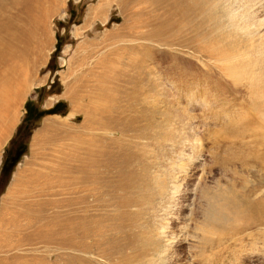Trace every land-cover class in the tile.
I'll list each match as a JSON object with an SVG mask.
<instances>
[{"label":"rangeland","instance_id":"1","mask_svg":"<svg viewBox=\"0 0 264 264\" xmlns=\"http://www.w3.org/2000/svg\"><path fill=\"white\" fill-rule=\"evenodd\" d=\"M59 2L61 6L47 19L40 36V40L46 41L44 58L35 65L27 91L14 117L15 122L0 146V177L5 161L16 153V143L20 140L17 128L25 117L27 101L38 103L42 109H49L60 102L58 108L66 114L55 116L53 120L63 122L76 132L69 137L56 134V129L49 130L45 133L48 139L45 137L44 142L32 146L35 133L42 131L44 134L45 120L52 117L45 115L38 121H32L31 126H36L29 137H25L26 130L21 133L26 148L12 167L7 185L0 193V207L5 195L14 190L15 198L25 191L31 197L29 200L33 199L37 203L53 201V206L49 205L47 209L62 211L65 207L59 204V200L74 196L71 193L72 187L62 183L68 178L66 173L60 172L63 163H69L73 155L78 156L75 151H79V147H94L99 158L100 151L107 155L112 146L116 149L121 143H125L124 146L129 143L133 153L142 154V150L146 151H143L146 158L142 162L154 161L159 164V177L174 176L177 172L178 177L175 179L181 180L178 182L179 192L175 191V196L158 206L156 212L150 210L149 205L144 203L147 202L146 198L140 195L142 199L138 205L132 204L121 209L129 213L132 221L130 227H122H133V232L145 233L152 229L155 222L168 224L166 251L162 259L152 264H264V237L261 240L256 238L259 242L252 238H244L241 242H226L212 250L200 252L194 248L190 233L187 235V231L191 232L193 225L202 221L210 211L209 198H205L207 192H204V188L213 186L210 188L219 189L220 185L226 184L239 188L244 179H247L248 187H255L259 185L260 178L264 177V148L258 151L260 157L242 166L233 158L234 154H242L239 149L240 140L232 139L236 134L235 127L241 133L246 130L245 134H248V129H251V133L252 129L257 132L260 127L258 110L264 104V0H200L197 5L202 7V12L194 17L192 15L191 22L178 13L174 15L172 33L162 35L169 39L163 42L165 44H162L160 37L157 40V37L149 36L146 39L143 36L153 32L156 18L163 19L168 12L178 11L173 5L157 6L152 0L139 3L129 1L124 6L121 0ZM96 6H100V9L92 11ZM199 42L205 44L200 43L203 46L199 47ZM210 44L213 48L218 47L214 56L202 48H211L208 47ZM113 50L116 53L111 54ZM106 57L111 59L115 69L122 71L120 76L114 78V88L106 85L113 78L102 77L100 74V69L105 68L102 64ZM97 77L103 83L105 81L103 93L93 92ZM72 87H76V92H82L78 98L82 108L88 105L89 97L84 95L86 92L95 98L92 101L96 98L108 99L105 100L106 107L101 105L104 111L85 109L90 117L98 118L104 125L100 123L99 128L89 132L82 130L84 114L73 112L72 101L68 98H71L68 91ZM119 88L125 92H119ZM263 104L261 107L264 108ZM112 114L115 119L111 124L109 120ZM253 123L258 126L256 129L249 126H255ZM121 127L125 129L123 138L117 132ZM141 128L147 133L143 131L138 135L137 131ZM112 131L119 139L110 146L108 139ZM152 133L155 135L150 138ZM256 137L247 136L245 140L251 142ZM214 141L219 142V146L213 145ZM225 144L232 145L229 151ZM208 148L211 150L207 153ZM33 150L36 153L34 159L31 154ZM104 155L102 158H105ZM26 161L32 162L27 164ZM51 167L53 177L50 174ZM23 169L26 172L19 186L8 190L14 175ZM135 169L141 170L140 165ZM40 174L43 176L39 180H30L31 176ZM49 178L53 179V185L47 184ZM80 193L82 195L84 191ZM124 195V192L120 193V196ZM165 204L170 208H165ZM80 206L70 205V208L78 211L81 210ZM92 209H95L93 212L101 210L95 206ZM255 231L258 230L249 228L243 234ZM238 236L241 234L234 235ZM225 245L227 249L224 250ZM28 248H36L35 254L42 257L51 251L52 245L33 243ZM50 261L53 262V258ZM111 261L126 264L119 257H112ZM112 263L95 260L94 264ZM134 263L135 260H131V264Z\"/></svg>","mask_w":264,"mask_h":264},{"label":"bare ground","instance_id":"2","mask_svg":"<svg viewBox=\"0 0 264 264\" xmlns=\"http://www.w3.org/2000/svg\"><path fill=\"white\" fill-rule=\"evenodd\" d=\"M129 1L139 3L145 0H121L122 6ZM152 1L157 6L163 4L167 7L170 5L172 7L173 5L175 9H178L175 12L167 11L168 13L163 19L158 20L156 18V26L153 32L143 36L146 39L149 36L157 37V40L160 37V39L162 38V44H165L163 43L164 41H169L168 37H162V35L172 33L174 15L178 13V15L180 14L185 17L188 22H191V18L195 14L202 12V7L197 5L200 3V0ZM58 2L59 0L57 2L56 0H0V146L6 140L10 127L15 122L13 121L14 117L19 103L29 86V79L32 77L33 69L44 58L43 50L46 48V41L40 40V36L43 33L42 31L47 19L61 6L59 4L60 2ZM97 9H100V6L92 8V11H96ZM133 23L137 25L135 22ZM186 24L188 23L186 22ZM128 34L132 36L130 33ZM45 35L48 37L47 32ZM200 43L202 44L203 42H199V47L203 46L206 41L203 45H200ZM211 43L214 44V42ZM210 45L208 47L211 48H202L207 49L210 52L209 54L214 56L218 47L213 48V45ZM114 53H116V50L111 51V54ZM135 63L137 65V62ZM102 65L105 68L100 69L101 76L113 78L106 85L109 87L112 86L113 88L116 87L113 85L114 78L120 76L122 71L115 69L112 66L111 59L108 57L105 58ZM104 86L105 81L103 83L102 79L98 78L93 92L103 93L102 88ZM76 87L69 89L68 95L71 98L69 96L68 98L72 101L73 112H83L84 114L82 130L89 132L92 129L99 128L98 124L100 123L104 125L105 123L103 121L100 122L101 120L98 118L94 116L90 117L89 113L87 114L85 112V109L87 107L89 111H104V107L107 105L105 103L107 98H96V100L92 101L95 98L86 92L84 95L89 97L88 105L82 108L78 103V98L82 92H76ZM119 92L125 91L123 88L122 90L119 88ZM101 105L105 106L101 107ZM261 106L258 110L259 112H257L259 113L258 117L260 119V127L262 126V132L259 127L256 130L257 132H254V129H252L253 131L249 133L251 129L249 131L248 127H246L248 129V134L246 133V135V130L240 129L242 130L241 133L235 127L236 134L233 135L232 139L236 141L240 140V143H238L242 154L232 155L242 166H247L250 164V161L260 157L258 151L264 148V108ZM256 108L258 107L256 106ZM114 119L113 114L110 115L109 123L112 124ZM45 121L47 122L43 126L44 134L42 131L35 133L32 146L44 142L47 136H45V133L49 130L56 129V134L69 137L76 132L74 128L65 126L59 120L48 118ZM95 123L97 124L95 125ZM256 125L252 126L251 124L249 126L253 128L258 127ZM144 128L146 129L147 126ZM117 130L119 137L123 138L125 129L121 127L120 130ZM143 131V128H141L137 131V134L141 135ZM152 131L154 130L152 129ZM144 132L147 133V131ZM41 133L43 134L42 137H40ZM153 134L150 138L153 137ZM115 136L116 133L112 131L108 139L111 144L110 146L115 144L117 139ZM247 136L250 138L251 136L257 137L251 140V142H247L245 140ZM50 139L53 141V137ZM121 140L123 141V139ZM122 144L118 146L119 149L117 147L115 149V146H112V150L110 149L107 155L102 154L100 151L99 158L96 155L97 153L94 147H79V151H75L79 155H73L69 163H63V169L60 172L63 174L66 173L65 175L68 178H65L67 181H62V183L65 186L69 184V187H72L71 193L74 196L59 200V204L65 207L62 211L53 212V210H48L49 207L47 209V206H53V201L37 203V201L33 202V199L29 200L31 197L29 194H25V191L16 198L14 196V190L9 191L3 198L0 207V264H94L95 260L120 264L111 261L112 257L124 259L126 264H131V260H135L134 264H152L155 260L162 259V254L166 251L165 246L167 245L168 239L166 228L168 224L155 222L152 229L149 227L150 230H146L145 233L143 231L133 232V227L127 229L122 227L123 225L130 227L132 221L130 220L131 216L129 213L121 209L132 204H137L142 197H145L147 202L145 201L144 203L149 205L151 211L156 212L158 206H162L166 201H169L175 196V191L177 193L179 192L180 185L178 182H181V180L175 179L178 177L176 175L177 172L174 173V176L166 174L168 177L164 175L159 177L161 168L158 167L159 164L157 162H142L146 158V155L143 153L145 150L141 149L142 154H138V152L133 153L134 150L130 148L131 145L129 143H126V146H124L125 143ZM213 145L217 147L219 146V142L214 141ZM227 145L225 144L227 150L232 147V145ZM210 150L208 148L206 152ZM80 153L82 154L80 155ZM31 154L34 159L36 155L34 150ZM103 155L105 158H102ZM132 155H134L133 158H131ZM26 162L29 164L32 161ZM139 165L141 170L137 171L135 167ZM23 174L25 172L22 174L19 173L15 178L12 189L19 186ZM50 174L53 177V167L50 168ZM42 176L43 174L31 176L30 180H39ZM47 184L53 185V179L49 178ZM247 185V179H244L239 188L231 187L227 184L220 185L219 187L221 188L219 189H211L210 187L213 186H209L207 189L204 188V192L206 190L208 193L204 195L205 198H209L210 211L202 218V221L196 220L197 222L193 225L194 227L190 230L191 232L189 230L187 231V235L190 233L191 241H194V248L203 252L224 245L226 242L232 243L234 241L238 242V240L241 242L244 238H252L253 240L258 238V240H261L260 238L264 237V177L260 178L259 185L255 187H248ZM83 191L84 195L79 194V192ZM89 192H92V194ZM121 192H124L125 195L120 196ZM93 193L96 194L93 195ZM27 199L29 201L26 203L25 200ZM36 204L37 208H35ZM70 205L77 207L81 205V210L75 211L73 208H70ZM20 206L23 208L22 210ZM94 206L97 208L100 207L101 210L93 212L95 210L92 209ZM164 206L166 208L168 205L165 204ZM249 228L258 231L243 234V231ZM235 234H241V236L234 237ZM33 243L50 244L52 245V249L41 257L35 254L37 252L36 248H28ZM255 244L257 243L255 242ZM226 246H223L224 250L227 249L225 248ZM130 249L132 250L130 251ZM52 258L53 262L50 261Z\"/></svg>","mask_w":264,"mask_h":264},{"label":"trees","instance_id":"3","mask_svg":"<svg viewBox=\"0 0 264 264\" xmlns=\"http://www.w3.org/2000/svg\"><path fill=\"white\" fill-rule=\"evenodd\" d=\"M60 47V42H57V48ZM60 102H57L53 107L49 108V109H42L40 108V106L38 105V103H31V101H27L25 104V108H26V114L25 117L23 118V120L21 121V123L19 124L18 128H17V134L20 137V140L16 143V153L14 156H12L9 160H6L2 170H1V177H0V193L3 191V189L5 188V186L7 185L8 182V176L10 174V171L12 169V167L18 162L20 156L24 153V148H26V142H24L21 138V133L23 130H26V134L25 137H29V135L31 134L32 129L36 126L32 124V121L34 120H40L43 116L48 115V114H60V115H65V112H62L59 110L58 106H59ZM18 137V138H19ZM13 144V143H11ZM14 146V144H13ZM2 177H6V179H1ZM2 180H4L2 182Z\"/></svg>","mask_w":264,"mask_h":264},{"label":"crops","instance_id":"4","mask_svg":"<svg viewBox=\"0 0 264 264\" xmlns=\"http://www.w3.org/2000/svg\"><path fill=\"white\" fill-rule=\"evenodd\" d=\"M52 117V120H53V117H55V116H58V117H62L61 115H59V114H52V115H48V116H46V117ZM42 128V127H41ZM28 170V169H27ZM24 172H26L24 169L22 170V171H18L15 175H14V179H13V181H12V183H11V187H10V189H8V190H11L12 189V185L14 184V182H15V178L19 175V173H24Z\"/></svg>","mask_w":264,"mask_h":264}]
</instances>
